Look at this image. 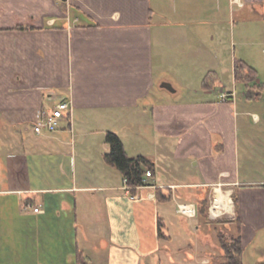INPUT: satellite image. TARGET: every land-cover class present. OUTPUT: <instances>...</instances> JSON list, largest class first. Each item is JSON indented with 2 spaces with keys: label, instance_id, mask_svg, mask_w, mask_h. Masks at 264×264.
I'll return each mask as SVG.
<instances>
[{
  "label": "crops",
  "instance_id": "obj_1",
  "mask_svg": "<svg viewBox=\"0 0 264 264\" xmlns=\"http://www.w3.org/2000/svg\"><path fill=\"white\" fill-rule=\"evenodd\" d=\"M237 60L264 86V0H0V264H224L213 225L264 264V90ZM110 131L155 163L145 185L105 160Z\"/></svg>",
  "mask_w": 264,
  "mask_h": 264
},
{
  "label": "trees",
  "instance_id": "obj_2",
  "mask_svg": "<svg viewBox=\"0 0 264 264\" xmlns=\"http://www.w3.org/2000/svg\"><path fill=\"white\" fill-rule=\"evenodd\" d=\"M237 81L245 84H253L257 90H264V86L255 84L258 78L257 71L243 60H237L236 67ZM210 77V76H209ZM209 77L205 79L204 88L208 87ZM106 142L110 145V150L105 154V160L110 165L115 166L127 180L129 186L134 190L137 187L145 184L144 180L148 171L152 174L155 173V163L146 156L131 157L127 154L123 141L119 135L115 132H108L106 135ZM202 205L206 207V201H203ZM164 223L159 222V235L164 238ZM221 248L223 249L224 264H241L240 255L242 252V240L240 236L232 237L230 246L226 245L222 239H220ZM79 264H89L87 258H82L79 255Z\"/></svg>",
  "mask_w": 264,
  "mask_h": 264
},
{
  "label": "built area",
  "instance_id": "obj_3",
  "mask_svg": "<svg viewBox=\"0 0 264 264\" xmlns=\"http://www.w3.org/2000/svg\"><path fill=\"white\" fill-rule=\"evenodd\" d=\"M223 99H227V95H223ZM70 105L66 101L59 102L54 108L49 111L41 112L37 115L36 119L34 120V131L37 135H43L47 133H53L60 129L62 121L69 116ZM154 174L151 171H148L145 177V184L147 179L152 178ZM125 184L127 186V180L125 179ZM144 184V185H145ZM132 189L131 186L128 187ZM28 207H32L35 213H41L42 208L41 206H36L34 204L27 205ZM178 212L184 216L189 218L195 217L197 214L196 207L191 204H180L178 208Z\"/></svg>",
  "mask_w": 264,
  "mask_h": 264
},
{
  "label": "rangeland",
  "instance_id": "obj_4",
  "mask_svg": "<svg viewBox=\"0 0 264 264\" xmlns=\"http://www.w3.org/2000/svg\"><path fill=\"white\" fill-rule=\"evenodd\" d=\"M238 27H239V25H237V30H238ZM239 51H240V49H239V46H238V48H237V53H239ZM240 87V86H239ZM1 196H3V195H0V204H3L2 202L4 201V199H1L2 197ZM198 209V208H197ZM203 209H204V207H203ZM197 212H198V214H197V216H195L196 217V219H198L199 217H200V209L199 210H197ZM202 212H203V210H202ZM204 213V212H203ZM184 217V216H183ZM184 218H186V219H188L189 220V217L187 218V217H184ZM190 219H192V218H190ZM193 219H195V218H193ZM204 221H207V219H205V216L202 218V217H200V222H198V221H195V224H198L199 226H201V227H204V226H206V227H209L208 226V224H206ZM209 221V220H208ZM210 222H212L211 220H210ZM204 224V225H203ZM210 224V223H209ZM205 228V227H204ZM214 228H216V229H214ZM208 230L209 231H211V232H213L214 234H217V237H218V240H219V244H220V246H221V242H220V239H222L223 240V242L226 244V245H228V246H230V244H231V242H232V237H237L238 235L235 233V234H233V233H231V232H229V230H231L230 228H228V227H224V226H217V225H213L211 228H207L206 230H205V232H208ZM96 231V230H95ZM192 233H193V235H191L190 236V239H191V241H193V242H195V239L198 237L197 236V234H195V228L193 227L192 228ZM99 233V232H98ZM178 244H179V241H176L175 242V245H173L174 247H178ZM221 252H222V254H223V252L224 251H222L221 250ZM194 253V252H193ZM181 260H178V258H176L175 259V262L174 263H171L170 261H164L163 263L164 264H196V261H194V260H191V258H187V259H183V258H180ZM221 261H224V258H223V256L220 258V262Z\"/></svg>",
  "mask_w": 264,
  "mask_h": 264
},
{
  "label": "water",
  "instance_id": "obj_5",
  "mask_svg": "<svg viewBox=\"0 0 264 264\" xmlns=\"http://www.w3.org/2000/svg\"><path fill=\"white\" fill-rule=\"evenodd\" d=\"M163 86H164V87H166V88H168L169 90H172V91H174V89H173L172 85H171V84H169V83H164V84H163Z\"/></svg>",
  "mask_w": 264,
  "mask_h": 264
}]
</instances>
